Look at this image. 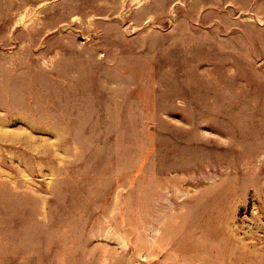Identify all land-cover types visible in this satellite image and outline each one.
Returning <instances> with one entry per match:
<instances>
[{"label": "rangeland", "instance_id": "obj_1", "mask_svg": "<svg viewBox=\"0 0 264 264\" xmlns=\"http://www.w3.org/2000/svg\"><path fill=\"white\" fill-rule=\"evenodd\" d=\"M0 264H264V0H0Z\"/></svg>", "mask_w": 264, "mask_h": 264}]
</instances>
